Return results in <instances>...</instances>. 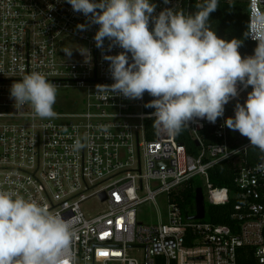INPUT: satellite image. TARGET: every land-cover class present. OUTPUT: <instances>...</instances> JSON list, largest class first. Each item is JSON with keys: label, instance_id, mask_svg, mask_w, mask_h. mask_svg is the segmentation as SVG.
Returning a JSON list of instances; mask_svg holds the SVG:
<instances>
[{"label": "built area", "instance_id": "1", "mask_svg": "<svg viewBox=\"0 0 264 264\" xmlns=\"http://www.w3.org/2000/svg\"><path fill=\"white\" fill-rule=\"evenodd\" d=\"M198 1L150 0L156 5L154 16L166 8L190 14ZM247 1L249 30L250 16L264 11V0ZM78 24H88V18L66 0H0V188L34 199L66 220L75 218L76 264H241L242 247L254 259L248 264H264V172L257 170L264 153L257 163L238 166L234 193L215 185L209 169L240 158L250 141L233 146L225 116L215 123L219 141L209 145L201 139L207 120L189 122L200 146L197 155L157 128L156 137L149 139L146 122L154 111L144 107L146 93L137 100L96 94L97 84L114 83L110 62L103 57L123 49L109 51L107 39L103 51L98 49L94 35L99 25L81 31ZM153 27L150 21L149 30ZM34 71L58 87L81 89L82 110L56 112L46 120L28 104L15 105L11 85ZM237 88V97L246 91L242 84ZM195 176L205 181L210 203L240 199L233 214L236 230L188 218L175 195ZM163 193L168 222L140 221L138 206L156 203ZM95 198L105 206L87 210Z\"/></svg>", "mask_w": 264, "mask_h": 264}, {"label": "clouds", "instance_id": "2", "mask_svg": "<svg viewBox=\"0 0 264 264\" xmlns=\"http://www.w3.org/2000/svg\"><path fill=\"white\" fill-rule=\"evenodd\" d=\"M66 2L88 18V24L77 25L79 30L99 25L94 35L98 49L103 51L105 39L109 51L116 46L123 49L103 57L110 62L114 83L97 84V95L137 100L148 93L153 99L144 107L155 110L148 117L153 126L177 136L196 119L215 124L224 116L225 105L238 96V83L251 86L244 104L235 105L234 117H228L224 126L264 153V11L250 16L245 36L257 47L254 55L242 58L238 51L242 41L221 39L208 24L219 0H203L192 14L166 8L156 16L150 0ZM65 54L70 56L71 51ZM57 94L58 85L35 71L10 87L15 105L28 104L36 117L46 120L57 115ZM257 170L264 172V162ZM76 223L34 199L0 188V264H76L72 250Z\"/></svg>", "mask_w": 264, "mask_h": 264}, {"label": "trees", "instance_id": "3", "mask_svg": "<svg viewBox=\"0 0 264 264\" xmlns=\"http://www.w3.org/2000/svg\"><path fill=\"white\" fill-rule=\"evenodd\" d=\"M203 3L198 1L193 3L191 7V13L197 11L196 5ZM208 24L210 28L216 33V35L224 40L238 39L242 41L241 47L238 51L242 58L254 55V50L257 47V42L249 39L245 36L248 32V1L247 0H233L224 1L219 0L218 7L216 11L212 12L209 16ZM252 91L251 86L246 88V93L240 95L239 97L230 100V102L225 105V120L228 117H234L235 105L240 103L241 105L247 99V95ZM151 97L148 93L145 95V102L151 101ZM148 111H155L151 108H146ZM219 119V118H218ZM217 119V120H218ZM147 127V137L149 139H154L156 137V128L153 126V119H148L146 122ZM228 129V128H227ZM229 140L233 146H237L242 143H246L249 140L242 136L237 131H232L228 129ZM175 138L184 143L187 151L190 154L197 155L199 153L200 146L195 138L190 134V130L186 127L181 134L175 136ZM201 139L205 145L213 144L219 141L215 134V124L207 122L204 130L201 132ZM263 153L259 150L251 148L248 146L247 150L242 153L240 157L241 165H248L257 163L262 159ZM238 171V166L233 160H225L214 167L209 169V176L211 181L217 186H226L231 192L236 191V185L234 178ZM198 186H202V180L200 177L195 176L190 179L186 185L175 195V200L179 202L183 208V211L187 215H192L195 212V192ZM240 202V199L232 196L229 202L224 204H213L206 200V217L204 220L211 221L214 223H224L231 225L234 230L236 218L233 214L237 211L236 205ZM250 251L247 247H242L239 250L238 261L241 264H248L254 262V259L248 256Z\"/></svg>", "mask_w": 264, "mask_h": 264}, {"label": "rangeland", "instance_id": "4", "mask_svg": "<svg viewBox=\"0 0 264 264\" xmlns=\"http://www.w3.org/2000/svg\"><path fill=\"white\" fill-rule=\"evenodd\" d=\"M80 47L85 48L83 42H77ZM84 93L81 89L76 87H58V94L56 103L54 105L55 112L74 113L82 110V97ZM237 166L240 165V158L235 160ZM202 186L206 193V183L202 180ZM105 206L98 199H93L85 205L87 210H100ZM137 217L140 221L145 223H157L163 221L168 222L169 217V203L166 193L160 194L154 201H147L137 208Z\"/></svg>", "mask_w": 264, "mask_h": 264}, {"label": "water", "instance_id": "5", "mask_svg": "<svg viewBox=\"0 0 264 264\" xmlns=\"http://www.w3.org/2000/svg\"><path fill=\"white\" fill-rule=\"evenodd\" d=\"M102 198H105L102 194ZM195 214L188 216L190 219H204L206 217V199L202 186H198L195 192Z\"/></svg>", "mask_w": 264, "mask_h": 264}, {"label": "crops", "instance_id": "6", "mask_svg": "<svg viewBox=\"0 0 264 264\" xmlns=\"http://www.w3.org/2000/svg\"><path fill=\"white\" fill-rule=\"evenodd\" d=\"M245 93H246V91L242 95H244Z\"/></svg>", "mask_w": 264, "mask_h": 264}]
</instances>
